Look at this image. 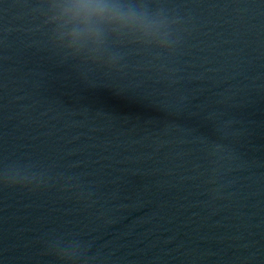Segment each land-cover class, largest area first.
<instances>
[{"label": "water", "instance_id": "water-1", "mask_svg": "<svg viewBox=\"0 0 264 264\" xmlns=\"http://www.w3.org/2000/svg\"><path fill=\"white\" fill-rule=\"evenodd\" d=\"M0 264H264V0H0Z\"/></svg>", "mask_w": 264, "mask_h": 264}, {"label": "clouds", "instance_id": "clouds-1", "mask_svg": "<svg viewBox=\"0 0 264 264\" xmlns=\"http://www.w3.org/2000/svg\"><path fill=\"white\" fill-rule=\"evenodd\" d=\"M95 7L98 11L103 12L107 9L108 6L103 3H97Z\"/></svg>", "mask_w": 264, "mask_h": 264}]
</instances>
